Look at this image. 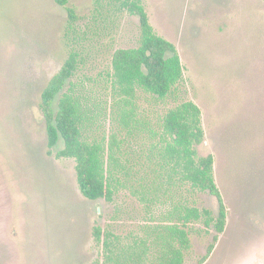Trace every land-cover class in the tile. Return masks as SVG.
I'll return each instance as SVG.
<instances>
[{
    "label": "rangeland",
    "instance_id": "rangeland-1",
    "mask_svg": "<svg viewBox=\"0 0 264 264\" xmlns=\"http://www.w3.org/2000/svg\"><path fill=\"white\" fill-rule=\"evenodd\" d=\"M121 1L0 0V264H97L103 246L95 226L125 242L153 237L186 200L216 216L208 192L173 187L154 202L138 190L151 167V130L187 99L202 111L198 151L214 156L227 223L220 234L196 224L186 264H264V0H141L155 32L176 46L184 78L164 100L139 94L131 133L104 80L91 88L100 109L89 134L105 141L115 134L130 171L120 170L125 184L113 201L85 197L75 160L58 155L63 140L49 147L41 96L70 50L81 52L80 77L101 79L116 49L140 43L139 18Z\"/></svg>",
    "mask_w": 264,
    "mask_h": 264
},
{
    "label": "trees",
    "instance_id": "trees-1",
    "mask_svg": "<svg viewBox=\"0 0 264 264\" xmlns=\"http://www.w3.org/2000/svg\"><path fill=\"white\" fill-rule=\"evenodd\" d=\"M57 1L65 4L67 0ZM120 6L139 18V45L116 49L101 79L80 77L77 71L83 64L81 52L70 50L60 70L44 88L40 105L49 147L63 140L64 148L58 155L75 160L82 194L90 200L107 202L113 201L125 184L121 171L127 176L130 171L122 161V145L115 134L107 141L105 137L99 139L89 134L88 129L96 119L95 112L100 109L91 99V88L104 80L106 92L110 91L112 97L118 96L117 100L124 105L120 118L131 133L130 123L136 122L134 107L139 94L148 93L157 100H164L184 78V66L176 46L155 32L141 0H122ZM69 17L73 24L76 19L73 9H69ZM129 105L132 108L127 109ZM157 126L151 130L152 143L145 157L150 171L142 175L138 189L143 198L148 200L151 196V201L158 202L173 187L184 186L214 196L218 213L215 216L208 208L182 201L174 204L167 215L168 221L155 228V236L135 237L131 242H125L112 229L95 226V239L103 246L102 259L97 264H186L196 224L202 223L207 231L215 230L217 234L225 230L227 207L215 179L214 156L199 155L198 151V145L205 140L201 108L191 99L183 100L160 116ZM145 181H152L151 189ZM214 240H218V235ZM213 248L214 244L210 245L201 263L207 260Z\"/></svg>",
    "mask_w": 264,
    "mask_h": 264
}]
</instances>
